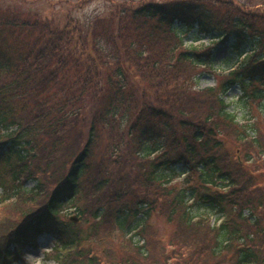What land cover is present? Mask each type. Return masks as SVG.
<instances>
[{
  "label": "trees",
  "instance_id": "obj_1",
  "mask_svg": "<svg viewBox=\"0 0 264 264\" xmlns=\"http://www.w3.org/2000/svg\"><path fill=\"white\" fill-rule=\"evenodd\" d=\"M104 2L0 7V264L43 235L58 264H264V129L223 98L264 100V0ZM222 44L237 64L196 89Z\"/></svg>",
  "mask_w": 264,
  "mask_h": 264
},
{
  "label": "rangeland",
  "instance_id": "obj_2",
  "mask_svg": "<svg viewBox=\"0 0 264 264\" xmlns=\"http://www.w3.org/2000/svg\"><path fill=\"white\" fill-rule=\"evenodd\" d=\"M104 0H88L85 4H79V0H0V7H14L23 12H39L44 13L46 16L61 15L66 10L70 11L71 16H78L85 20L89 17L102 12L105 8ZM186 28L178 29V33L187 35L185 38V44L187 46H195L199 44L207 45L210 43V35L201 34L199 40L194 42V36H196L197 30H191L188 34ZM248 50V49H247ZM218 57L215 59L213 65L207 66L206 70L201 72L197 77L195 85L196 89H204L207 87L215 86L216 76L215 73H228L227 69L234 68L237 64L238 57L235 53H232L230 49L225 48L224 45L218 46ZM211 70L215 73H211ZM241 90L238 87L230 89L225 95L224 100L230 104L229 110L237 115L238 121L241 123L253 122L255 119H261V128L264 129V100L262 101H245L241 99ZM263 118V119H262ZM258 158V157H257ZM264 159V156H263ZM255 165H257L255 163ZM33 186L32 183L27 185L28 188ZM3 206H0L2 208ZM193 213L200 215L210 216L211 222H215L217 216L214 212L208 209L206 206L195 205L191 207ZM75 209L71 208L65 211L66 220L72 219L75 215ZM77 214V213H76ZM78 220L76 224L79 222ZM150 223L158 229L159 235L162 237V241L165 244L168 238V233L171 232L172 228L166 224L165 220L153 216ZM79 224V223H78ZM104 235V234H103ZM102 235V236H103ZM117 232L110 238L111 246L118 248L119 242L124 239ZM38 246L31 247L27 245L24 249L25 252V263L21 264H57L54 254L51 252L57 245L56 240L50 235H43L37 240ZM99 249V248H98Z\"/></svg>",
  "mask_w": 264,
  "mask_h": 264
}]
</instances>
